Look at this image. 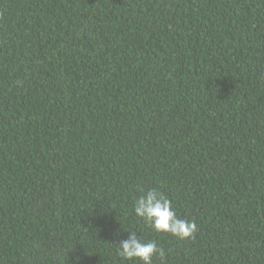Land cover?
Here are the masks:
<instances>
[{
    "label": "trees",
    "instance_id": "obj_1",
    "mask_svg": "<svg viewBox=\"0 0 264 264\" xmlns=\"http://www.w3.org/2000/svg\"><path fill=\"white\" fill-rule=\"evenodd\" d=\"M149 188L192 237L135 215ZM128 231L264 264V0H0V264H134Z\"/></svg>",
    "mask_w": 264,
    "mask_h": 264
},
{
    "label": "clouds",
    "instance_id": "obj_2",
    "mask_svg": "<svg viewBox=\"0 0 264 264\" xmlns=\"http://www.w3.org/2000/svg\"><path fill=\"white\" fill-rule=\"evenodd\" d=\"M135 215L145 221L157 233H169L179 239L190 238L195 233L194 221L181 219L177 216L172 202L156 188H149L134 200ZM127 238L121 239L120 233L113 234V241H119L117 253L125 261L134 264H152L154 255H158L161 264H164L165 250L158 246L156 241H142L132 231L127 232ZM79 260V257L76 258Z\"/></svg>",
    "mask_w": 264,
    "mask_h": 264
}]
</instances>
